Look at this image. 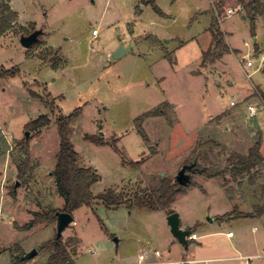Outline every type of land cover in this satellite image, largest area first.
I'll list each match as a JSON object with an SVG mask.
<instances>
[{
    "label": "rangeland",
    "instance_id": "374dc122",
    "mask_svg": "<svg viewBox=\"0 0 264 264\" xmlns=\"http://www.w3.org/2000/svg\"><path fill=\"white\" fill-rule=\"evenodd\" d=\"M155 4L166 16L144 0H9L18 17L12 29L0 34V75L11 67L18 71L0 76V264H14L15 245L37 250L26 264L44 262L46 253L38 247L54 238V223L31 221L35 212L63 204L51 176L59 149L55 120L78 106L82 112L71 122L69 138L79 165L93 167L100 176L93 193L112 188L127 198L151 191L160 178L176 181L181 167L193 163L195 171H186L191 181L177 187L171 208L179 215L180 227L193 228L199 238L187 244L176 241L163 210L81 206L61 236L79 240L75 264L133 263L137 249L144 246L158 248L167 259L264 254V213L216 220L234 207L252 212L255 205L264 206V162L238 181L206 178L197 170L224 167L229 156L246 155L256 142L264 156V60L257 59L264 52V7L253 35L242 0ZM213 5L230 49L201 67L202 52L210 44L206 9ZM229 8L236 12L229 14ZM23 28L28 33L41 30L38 44L21 45L20 36L28 34ZM93 28L98 33L94 36ZM148 34L163 42L170 59L164 48L146 40ZM121 44L130 49L115 59L111 53ZM246 56L255 60L249 71ZM163 102L169 103L173 123L164 115L145 117V141L134 119ZM249 104L256 107L253 116ZM40 114L50 115L51 123L39 131L27 129ZM83 133L115 138L120 153L84 139ZM25 142L31 176L23 185L16 165ZM225 229L234 230L236 237L226 240L220 233ZM113 235L120 239L117 247ZM249 264H264V258Z\"/></svg>",
    "mask_w": 264,
    "mask_h": 264
},
{
    "label": "trees",
    "instance_id": "16d2710c",
    "mask_svg": "<svg viewBox=\"0 0 264 264\" xmlns=\"http://www.w3.org/2000/svg\"><path fill=\"white\" fill-rule=\"evenodd\" d=\"M144 3L150 4L154 11L161 16H166L164 12L155 4V0H144ZM243 6L246 11V17L249 20L251 34H255V21L256 17L263 12L264 3L262 0H248L243 1ZM217 10L214 5L206 12L210 14V23L208 31L210 33V44L206 50L202 52V59L200 62L201 67H205L208 63L214 62L221 58L224 52L229 51L230 47L224 42L225 34L220 29V22L218 20ZM17 12L14 11L10 5L9 0H0V34L12 29L17 20ZM196 17H192L193 21ZM24 32L27 31L22 29ZM34 31V30H33ZM32 31V32H33ZM30 32V33H32ZM28 33V34H30ZM26 34V35H28ZM146 40L150 43L164 48L163 42L153 34L146 35ZM39 40V39H38ZM39 41L34 44H38ZM33 44V45H34ZM164 56L170 59V53L164 48ZM55 66V65H54ZM18 69L11 67L5 69L0 76L14 75ZM33 96L39 97L38 94L32 93ZM169 109V103L163 102L158 107L146 111L137 118L134 119V126L139 135L148 141L146 131L142 124L145 117L164 115L167 122L172 125L173 121L167 114ZM82 112V107L78 106L74 108L68 114L59 113L56 115L55 124L59 135V149L56 155V163L51 172L54 185L57 194L62 198L63 204L61 207H49L42 212H35L34 218L31 221L33 225L38 223H55L57 211L68 212L73 214V211L81 206H93L94 204H103L107 208H117L124 206L127 209L132 207L146 208L152 211L163 210L166 214H171L174 210L171 208L177 194L178 183L172 181L168 177L160 178V184L158 187L153 188L151 191H140L127 198L122 197L114 189L108 188L100 193H93L92 186L99 181L100 176L93 169V167H85L79 165L78 153L74 149V146L69 138L70 124L73 122ZM51 123V116L48 114H40L35 119L29 121L25 126L29 130L39 131L41 128L47 127ZM83 138L97 145H110L116 152L120 153L116 140H105L101 136L94 134L83 133ZM206 143L205 145H207ZM216 145V142H214ZM151 154H155L156 151L152 148ZM22 155L20 161L16 165L17 178L21 184L25 185L30 179V160L28 157L27 142L22 144ZM192 154L194 157L198 156L196 148L193 149ZM205 158V156L203 157ZM195 160V159H194ZM125 162V158H123ZM127 162V161H126ZM264 162V156L260 151V144L256 142L252 145L246 155L233 153L227 158L224 167L219 166H197L198 173L206 178L214 177H226L229 176L233 181H238L245 176L251 175L254 169L262 165ZM140 163V162H136ZM132 164V163H131ZM252 182L253 180L250 179ZM195 185V184H194ZM12 195L15 193L12 191ZM264 213V206H254V211L244 212L234 207L231 211L225 212L216 220L230 221L241 217L261 216ZM22 230L26 227L15 226ZM189 231H193V228H188ZM114 237V235H113ZM79 240L77 237H68L66 239H51L41 243L38 247L39 252L46 253L43 264H75L73 256L76 254L77 245ZM17 254L13 256L14 264H23L28 259H21L23 250L15 245Z\"/></svg>",
    "mask_w": 264,
    "mask_h": 264
},
{
    "label": "water",
    "instance_id": "95a60500",
    "mask_svg": "<svg viewBox=\"0 0 264 264\" xmlns=\"http://www.w3.org/2000/svg\"><path fill=\"white\" fill-rule=\"evenodd\" d=\"M41 33V30L36 29L32 33L28 35H21L19 38V41L21 45L25 48H29L32 46L35 42L38 41L39 34ZM164 42H166V39H164ZM130 47H124L123 44H121L116 50H114L111 53V56L115 59L121 57L124 53H126ZM27 135V133H26ZM193 163L183 165L181 169L177 172L175 175V180L178 183V186H185L190 183V174L186 172L187 170L189 172H194L195 169L193 168ZM18 185V182L15 183V187ZM56 220H55V239H60L63 232L71 225L73 222L74 218L73 215L68 213V212H62V211H57L55 213ZM167 222L170 227V231L176 241L182 243V244H187L186 236L190 233L188 229H182L180 227V219L178 213L175 211L171 214H168L167 217ZM209 221H212V218L210 216L207 217ZM113 241L117 244L118 243V238L114 237ZM37 254L36 249H32L28 252H24L21 255V259H31L35 257Z\"/></svg>",
    "mask_w": 264,
    "mask_h": 264
},
{
    "label": "built area",
    "instance_id": "2783aa9c",
    "mask_svg": "<svg viewBox=\"0 0 264 264\" xmlns=\"http://www.w3.org/2000/svg\"><path fill=\"white\" fill-rule=\"evenodd\" d=\"M229 14H232L236 12V10L229 8L227 10ZM97 34V29L92 30V35ZM254 52V51H253ZM248 58L245 61V71H249L254 65L255 60L252 58V56H246ZM260 62L264 60V52H261L260 55L257 57ZM258 69V67H255L253 70ZM247 77H250V74H246ZM232 105L233 102H230ZM247 111L250 116H253L257 113L256 107L254 105H247ZM227 237H233L234 232L232 230L226 231ZM199 238V235H197L194 231H190V233L186 236L187 242L189 241H195ZM264 258V254H255V255H247V254H238L232 257H224V258H204V259H198V258H182L179 260H165L163 259L162 252L159 249L156 248H149V249H143L138 252L137 254V261L134 263L129 264H220L221 262H234V261H243L242 264H249L254 259H261Z\"/></svg>",
    "mask_w": 264,
    "mask_h": 264
},
{
    "label": "crops",
    "instance_id": "0c3cea01",
    "mask_svg": "<svg viewBox=\"0 0 264 264\" xmlns=\"http://www.w3.org/2000/svg\"><path fill=\"white\" fill-rule=\"evenodd\" d=\"M10 4H11V0H10ZM207 10H209V9H206V11H207ZM204 11H205V10H203L202 13H203ZM93 29H94V28H93ZM97 34H98V33H97ZM93 36H94V35H93ZM164 212H165V211H164ZM167 215H168V214L165 213V216H166V217H167ZM71 224H72V223H71ZM254 229H255V227H254ZM54 230H55V223H54ZM226 231H227V230L225 229V230H222V231L220 232V233L224 236V238H225L226 240H233V239L236 237V232H235L234 230H232V231L234 232V236L231 237V238L226 236ZM55 233H56V230H55ZM55 233H54V235H55ZM114 237H115V236H114ZM114 237H112V241H113V238H114ZM54 238H55V236H54ZM119 241H120V239H118V243H117V244L113 241V242L115 243L116 247L118 246ZM150 248H154V247H150ZM143 249H149V248H145V246L142 247V248H138L137 251H136V253L138 254V252L141 251V250H143ZM156 249H158V248H156ZM29 251H30V250H29ZM24 252H28V251H23V253H24ZM94 254H95V253H94ZM15 255H16V254H15ZM162 256H163V255H162ZM35 257H36V256H35ZM45 257H46V255H45ZM76 257H77V256H74L73 258L75 259ZM226 257H232V256H226ZM33 258H34V257H33ZM33 258L28 259V260H27L25 263H23V264L28 263V262H29L30 260H32ZM136 258H137V256H136ZM182 258H188V257L184 256V257H182ZM182 258H178V259H167V258H164V257H163V259H165V260H179V259H182ZM222 258H224V257H222ZM136 261H137V259H136ZM136 261H135V262H136ZM133 263H134V262H133ZM127 264H129V263H127ZM229 264H235V263H234V262H231V263H229Z\"/></svg>",
    "mask_w": 264,
    "mask_h": 264
}]
</instances>
